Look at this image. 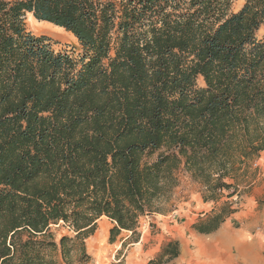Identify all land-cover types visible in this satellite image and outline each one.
Masks as SVG:
<instances>
[{
    "label": "trees",
    "instance_id": "obj_1",
    "mask_svg": "<svg viewBox=\"0 0 264 264\" xmlns=\"http://www.w3.org/2000/svg\"><path fill=\"white\" fill-rule=\"evenodd\" d=\"M235 1L0 0V264H73L103 216L109 243L137 242L180 169L204 201L234 195L264 150V0ZM29 13L81 53L53 50ZM178 255L169 240L146 264Z\"/></svg>",
    "mask_w": 264,
    "mask_h": 264
},
{
    "label": "rangeland",
    "instance_id": "obj_2",
    "mask_svg": "<svg viewBox=\"0 0 264 264\" xmlns=\"http://www.w3.org/2000/svg\"><path fill=\"white\" fill-rule=\"evenodd\" d=\"M242 3L243 0H236L232 5V9L237 10ZM25 22L27 29L34 35L47 38L53 50L65 52L74 57L81 53L77 39L63 28H56L55 25H50L51 28L32 26L29 14H27ZM263 34L264 27L259 30L258 37H262ZM198 84H203L201 79L198 80ZM257 169L258 163L256 161L248 166L247 173H254ZM176 176L178 183L173 188L170 202L166 206V212L155 214L151 218L142 217L140 219L138 243L127 244L122 249L121 239L126 236V232H122L117 237L116 242L109 243V229L112 223L103 216L98 219L94 234L85 240L87 257H81L78 253H75L72 256L73 264H118L119 260L123 261L124 264H146L147 259L154 257L161 247L168 242V238L172 234L179 235L176 239L171 238V240H177L178 243L180 241L186 248L187 254H180L167 264H188L186 258L198 252L197 244L194 242V235L196 236L197 233L194 232L192 227L193 222L205 218L206 215H213L216 209H219L222 205V202L237 203L243 192L251 186V181H246V177H242L238 180L237 185L232 188L235 190L234 199L225 200L227 197L223 195L214 210L208 208V206L206 207V204L203 205L207 201L202 198V187L191 180L185 171L178 170ZM260 203L262 201L258 202V204ZM50 231L54 234L56 241L62 235L71 236L67 226L62 223L52 225Z\"/></svg>",
    "mask_w": 264,
    "mask_h": 264
},
{
    "label": "crops",
    "instance_id": "obj_3",
    "mask_svg": "<svg viewBox=\"0 0 264 264\" xmlns=\"http://www.w3.org/2000/svg\"><path fill=\"white\" fill-rule=\"evenodd\" d=\"M256 161L258 169L243 177H246V181H251V186L243 192L237 203L229 201L233 212L210 233H199L193 228L197 233L194 235V242L198 252L186 258L188 264H264V150L249 162V165ZM228 199H234V195L225 198ZM219 201L205 202L203 205L206 204V207L215 210ZM259 201L262 203L258 204ZM218 211L219 209H216V212ZM195 223L193 222V225ZM178 236L172 234L168 241ZM138 242L139 240L135 243ZM180 254L186 255L187 252L179 241ZM151 258L153 257L147 261Z\"/></svg>",
    "mask_w": 264,
    "mask_h": 264
},
{
    "label": "bare ground",
    "instance_id": "obj_4",
    "mask_svg": "<svg viewBox=\"0 0 264 264\" xmlns=\"http://www.w3.org/2000/svg\"><path fill=\"white\" fill-rule=\"evenodd\" d=\"M29 18H30V21H31V25L32 26H38V27H41V26H45V27H49V28H51V26L50 25H53V24H51V23H49V22H46V21H38V20H36L33 16H32V14H30L29 13ZM54 26V25H53ZM54 27H56V28H61V27H59V26H54Z\"/></svg>",
    "mask_w": 264,
    "mask_h": 264
}]
</instances>
